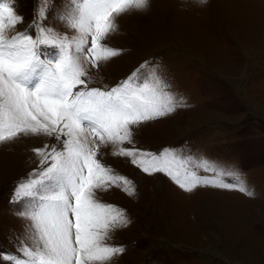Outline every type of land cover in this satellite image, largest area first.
<instances>
[{"label": "rangeland", "instance_id": "obj_1", "mask_svg": "<svg viewBox=\"0 0 264 264\" xmlns=\"http://www.w3.org/2000/svg\"><path fill=\"white\" fill-rule=\"evenodd\" d=\"M23 22L6 28L15 35L30 26L38 6L41 23L78 35L60 19L65 0H0ZM106 43L123 53L89 68V87L110 88L144 61L183 97L186 107L133 126V144L151 152L175 148L190 170L206 157L240 173L254 193L197 187L187 192L167 175H149L101 145L102 162L134 182L129 196L121 188L98 190L97 199L126 209L127 227L110 233L108 243L127 250L107 264H264V0H149L143 10L117 18ZM53 56L54 47H44ZM46 136H21L0 143V256L17 253L27 239L26 224L12 203L17 183L37 167L33 148L54 143ZM128 147L127 143L123 145ZM0 264H6L0 258Z\"/></svg>", "mask_w": 264, "mask_h": 264}, {"label": "snow or ice", "instance_id": "obj_2", "mask_svg": "<svg viewBox=\"0 0 264 264\" xmlns=\"http://www.w3.org/2000/svg\"><path fill=\"white\" fill-rule=\"evenodd\" d=\"M149 0H65L60 19L78 35L69 37L41 23L47 8L38 6L30 26L5 34L23 22L9 3L0 5V143L21 136H46L54 143L33 148L38 165L22 178L12 203L27 220V239L17 253L5 252L6 264H107L127 249L108 243L110 233L131 223L126 209L97 199L98 190L121 188L129 196L134 182L102 162L101 145H114L113 155L130 158L142 172L163 173L187 192L197 187L238 190L252 196L240 173L203 157L190 170L178 150L136 148L133 126L186 107L183 97L144 61L110 88L89 87V68H99L123 53L106 43L117 18L143 10ZM58 51L44 56V47ZM129 145L124 147L123 145Z\"/></svg>", "mask_w": 264, "mask_h": 264}, {"label": "clouds", "instance_id": "obj_3", "mask_svg": "<svg viewBox=\"0 0 264 264\" xmlns=\"http://www.w3.org/2000/svg\"><path fill=\"white\" fill-rule=\"evenodd\" d=\"M198 2H199L200 4H206V3L208 2V0H198Z\"/></svg>", "mask_w": 264, "mask_h": 264}]
</instances>
